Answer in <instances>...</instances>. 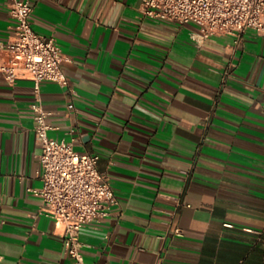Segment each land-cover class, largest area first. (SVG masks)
<instances>
[{
  "label": "crops",
  "instance_id": "1",
  "mask_svg": "<svg viewBox=\"0 0 264 264\" xmlns=\"http://www.w3.org/2000/svg\"><path fill=\"white\" fill-rule=\"evenodd\" d=\"M30 1L69 78L42 84L51 135L100 155L119 198L81 231L87 263L264 264V34L204 40L195 23L144 16L142 0ZM34 98L32 80L0 79V264H72L64 224L33 216Z\"/></svg>",
  "mask_w": 264,
  "mask_h": 264
},
{
  "label": "built area",
  "instance_id": "2",
  "mask_svg": "<svg viewBox=\"0 0 264 264\" xmlns=\"http://www.w3.org/2000/svg\"><path fill=\"white\" fill-rule=\"evenodd\" d=\"M10 5L15 37L11 41L0 40V79L10 83L30 79L35 86L32 109L37 141L42 147L43 186L32 191L42 198L43 207L33 216L42 214L62 222L72 264H88L81 231L108 217L119 198L110 175L99 167L100 155L79 152L75 138L51 135L55 126L42 99V84H69L63 66L65 54L55 36L34 28V5L30 0H11ZM140 10L146 17L195 23L204 40L214 35H241L248 30L264 34V0H142ZM5 52L10 55L8 58L3 57ZM74 107V103L70 104V108ZM159 264H163V258Z\"/></svg>",
  "mask_w": 264,
  "mask_h": 264
}]
</instances>
